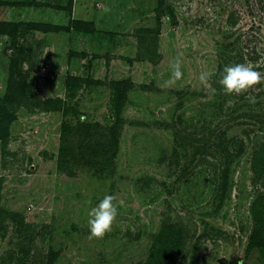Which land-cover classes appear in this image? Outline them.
<instances>
[{
  "label": "rangeland",
  "instance_id": "374dc122",
  "mask_svg": "<svg viewBox=\"0 0 264 264\" xmlns=\"http://www.w3.org/2000/svg\"><path fill=\"white\" fill-rule=\"evenodd\" d=\"M8 1L0 101L11 81L28 101L0 140V264H137L163 226L180 236L167 264H264V80L219 84L226 65L264 75V0H89L100 28L58 49L32 2ZM105 194L118 214L96 237Z\"/></svg>",
  "mask_w": 264,
  "mask_h": 264
},
{
  "label": "trees",
  "instance_id": "16d2710c",
  "mask_svg": "<svg viewBox=\"0 0 264 264\" xmlns=\"http://www.w3.org/2000/svg\"><path fill=\"white\" fill-rule=\"evenodd\" d=\"M85 25L82 26V23H79V21L74 20L71 23H69L66 26L60 27V26H50L47 28L42 29V31H57L58 29L64 30V31H70L71 29H74L75 31H83L86 33H90L93 31V26L91 27V23H83ZM13 24L6 20H0V33H11V36H14V31L11 29ZM11 29V31H10ZM13 32V33H12ZM18 82L11 81L9 83L8 90L6 91V94L4 96V99H1L0 101V140L1 142H5L9 128L10 121L14 118L13 114L14 111L10 110L12 106L19 103H26L27 96H25L26 90L23 88V86H18L19 91L15 90V86H17ZM22 98H24L22 100ZM28 101V100H27ZM49 100L44 101L45 104H48ZM53 103V104H51ZM60 100H52L50 102L51 107H58V110L64 109L59 105ZM40 101H36L35 105H39ZM71 128L66 124V122H62L61 125V138L62 140L65 139L68 134L71 132ZM5 144V143H4ZM264 213V211H263ZM258 230H256L257 232ZM179 240L180 236L178 235V231H175L173 228H169L168 226H163L161 231L158 233L155 245L153 246L152 251L150 252L147 260L145 262L137 263V264H167L173 253L178 249L179 247ZM253 241L249 244L252 245Z\"/></svg>",
  "mask_w": 264,
  "mask_h": 264
},
{
  "label": "clouds",
  "instance_id": "9594fccd",
  "mask_svg": "<svg viewBox=\"0 0 264 264\" xmlns=\"http://www.w3.org/2000/svg\"><path fill=\"white\" fill-rule=\"evenodd\" d=\"M105 12L109 11L107 7L103 9ZM173 67V80L166 83H174L182 77L181 66L179 62L172 65ZM199 79L201 82H207L209 76L205 72H201ZM264 80V75L256 70L254 66L236 63L226 65L222 72L219 84L225 93H242L250 87L260 83ZM214 93L215 89H211ZM254 102V98H253ZM114 196L105 194L102 199L98 201L88 212L87 226L91 235L102 237L106 232L111 231L112 224L118 214L117 206L113 203Z\"/></svg>",
  "mask_w": 264,
  "mask_h": 264
},
{
  "label": "crops",
  "instance_id": "0c3cea01",
  "mask_svg": "<svg viewBox=\"0 0 264 264\" xmlns=\"http://www.w3.org/2000/svg\"><path fill=\"white\" fill-rule=\"evenodd\" d=\"M8 2V4L11 3V5L8 6L12 8H16L17 6H19V8H22L25 6L26 3L32 2L31 4H33L34 16H31V18L28 19L30 21L29 24H31L32 29H35L37 31L36 34H40L36 37L40 39H45L44 45H49L50 43L55 49H58L61 45L65 43L66 45H68V42L72 36H83L88 34L91 35L97 32L96 29L100 28V26H97L93 29L91 33L85 34L81 30L75 31L74 29H71L70 31H64L60 29H58L57 31H42V29L50 26H66L74 20H77L79 21V23L82 24L87 22L91 23L89 20H92V17L91 19H89L87 18V16L85 17V15L82 14V12H84V9L89 7V4L91 3V1L89 3V0H10ZM22 11L24 12L23 8ZM22 15L26 16L25 14ZM103 33L104 32H99L98 34L102 35ZM54 39L60 40L54 43L49 42V40Z\"/></svg>",
  "mask_w": 264,
  "mask_h": 264
}]
</instances>
